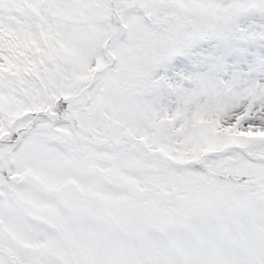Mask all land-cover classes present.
Returning a JSON list of instances; mask_svg holds the SVG:
<instances>
[{
  "label": "snow or ice",
  "instance_id": "6c2138e0",
  "mask_svg": "<svg viewBox=\"0 0 264 264\" xmlns=\"http://www.w3.org/2000/svg\"><path fill=\"white\" fill-rule=\"evenodd\" d=\"M0 264H264V0H0Z\"/></svg>",
  "mask_w": 264,
  "mask_h": 264
}]
</instances>
